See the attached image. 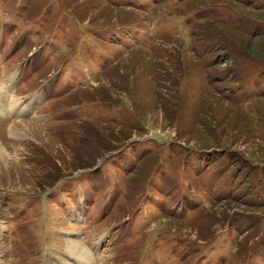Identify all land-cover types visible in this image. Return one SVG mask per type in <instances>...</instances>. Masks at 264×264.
<instances>
[{
	"label": "rangeland",
	"instance_id": "obj_1",
	"mask_svg": "<svg viewBox=\"0 0 264 264\" xmlns=\"http://www.w3.org/2000/svg\"><path fill=\"white\" fill-rule=\"evenodd\" d=\"M0 98V264H264V0H0Z\"/></svg>",
	"mask_w": 264,
	"mask_h": 264
},
{
	"label": "bare ground",
	"instance_id": "obj_2",
	"mask_svg": "<svg viewBox=\"0 0 264 264\" xmlns=\"http://www.w3.org/2000/svg\"><path fill=\"white\" fill-rule=\"evenodd\" d=\"M3 100L2 98H0V108H4L3 111L6 109H10L11 111H14L16 113V115H21L25 112H27L29 109H32L33 107L31 105L29 106H26L21 103L20 99H14L10 102H7ZM10 111V112H11ZM87 248L84 247L83 243L82 242H73L72 243V250L74 252H78L80 251L79 253H77L78 255H80L83 259H86L87 261H89L91 264H96L97 263V259L94 257V254L88 252L86 250ZM103 261V260H102ZM100 264V263H99Z\"/></svg>",
	"mask_w": 264,
	"mask_h": 264
}]
</instances>
